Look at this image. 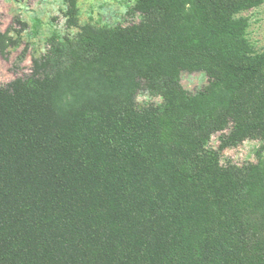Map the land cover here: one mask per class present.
<instances>
[{
  "label": "trees",
  "instance_id": "1",
  "mask_svg": "<svg viewBox=\"0 0 264 264\" xmlns=\"http://www.w3.org/2000/svg\"><path fill=\"white\" fill-rule=\"evenodd\" d=\"M134 1L0 84V264H264V161L223 159L264 142V0Z\"/></svg>",
  "mask_w": 264,
  "mask_h": 264
},
{
  "label": "rangeland",
  "instance_id": "2",
  "mask_svg": "<svg viewBox=\"0 0 264 264\" xmlns=\"http://www.w3.org/2000/svg\"><path fill=\"white\" fill-rule=\"evenodd\" d=\"M134 5V0H0V29L12 30L21 42L19 48L12 49L8 58L0 56V84L29 72L33 56L45 53L52 39L74 31L77 28L75 20L78 26L126 25L141 19ZM245 14L250 20L251 36L264 46V3ZM23 51L26 57L19 63L18 57ZM182 83L187 90L195 93L208 85L209 77L203 71L183 72ZM144 98L140 96L141 101ZM220 134L212 138L216 146L221 143ZM223 159L240 164L264 161V142L248 139L229 146L223 151Z\"/></svg>",
  "mask_w": 264,
  "mask_h": 264
}]
</instances>
